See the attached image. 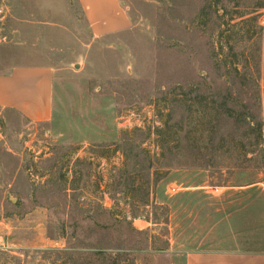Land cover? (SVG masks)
Here are the masks:
<instances>
[{
    "label": "rangeland",
    "instance_id": "rangeland-1",
    "mask_svg": "<svg viewBox=\"0 0 264 264\" xmlns=\"http://www.w3.org/2000/svg\"><path fill=\"white\" fill-rule=\"evenodd\" d=\"M121 2L95 36L77 0H0V72L53 74L49 121L0 110V264L264 251V0Z\"/></svg>",
    "mask_w": 264,
    "mask_h": 264
},
{
    "label": "crops",
    "instance_id": "crops-1",
    "mask_svg": "<svg viewBox=\"0 0 264 264\" xmlns=\"http://www.w3.org/2000/svg\"><path fill=\"white\" fill-rule=\"evenodd\" d=\"M95 36L124 30L130 18L121 0H77ZM52 70L46 66L15 65L0 72V110H12L31 122L52 117ZM183 264H264V251L198 250L187 252Z\"/></svg>",
    "mask_w": 264,
    "mask_h": 264
},
{
    "label": "trees",
    "instance_id": "trees-1",
    "mask_svg": "<svg viewBox=\"0 0 264 264\" xmlns=\"http://www.w3.org/2000/svg\"><path fill=\"white\" fill-rule=\"evenodd\" d=\"M257 136L260 138L261 137V124L260 122L257 123Z\"/></svg>",
    "mask_w": 264,
    "mask_h": 264
},
{
    "label": "built area",
    "instance_id": "built-area-1",
    "mask_svg": "<svg viewBox=\"0 0 264 264\" xmlns=\"http://www.w3.org/2000/svg\"><path fill=\"white\" fill-rule=\"evenodd\" d=\"M262 21L264 22V16H263V18H262ZM171 190L174 191L175 188H172ZM1 245H2V244H1V242H0V246H1Z\"/></svg>",
    "mask_w": 264,
    "mask_h": 264
}]
</instances>
